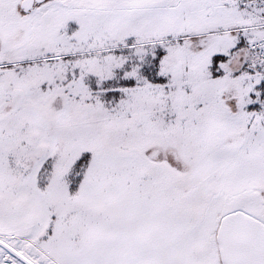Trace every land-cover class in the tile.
Here are the masks:
<instances>
[{"label":"snow or ice","instance_id":"1","mask_svg":"<svg viewBox=\"0 0 264 264\" xmlns=\"http://www.w3.org/2000/svg\"><path fill=\"white\" fill-rule=\"evenodd\" d=\"M0 264H264V0H0Z\"/></svg>","mask_w":264,"mask_h":264}]
</instances>
